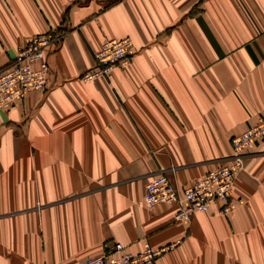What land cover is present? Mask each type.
I'll use <instances>...</instances> for the list:
<instances>
[{
	"label": "crops",
	"instance_id": "0c3cea01",
	"mask_svg": "<svg viewBox=\"0 0 264 264\" xmlns=\"http://www.w3.org/2000/svg\"><path fill=\"white\" fill-rule=\"evenodd\" d=\"M45 91L0 111V264H78L120 243H175L155 264H264V141L247 151L227 215L149 208L145 185L184 188L216 169L264 113V0H0V69L36 34ZM130 65L81 75L105 39Z\"/></svg>",
	"mask_w": 264,
	"mask_h": 264
},
{
	"label": "built area",
	"instance_id": "2783aa9c",
	"mask_svg": "<svg viewBox=\"0 0 264 264\" xmlns=\"http://www.w3.org/2000/svg\"><path fill=\"white\" fill-rule=\"evenodd\" d=\"M63 33L57 29L34 35L26 45L18 48L13 62L0 71V111L24 101L29 93L45 91L48 83V66L45 54L62 42ZM135 52L129 37L105 39L93 54L92 66L84 71L81 80L91 83L105 78L115 69H125ZM264 140V116L231 138V154L227 162L208 172L184 188L172 183L165 174L152 177L145 185L144 201L149 208L159 204H175L176 222H189L198 213L207 212L215 203L222 206L220 214L227 215L236 205L231 194L244 166L243 159L256 141ZM175 243L160 249L146 245L138 253L129 252L120 243L104 247L99 254L86 257L78 264H155Z\"/></svg>",
	"mask_w": 264,
	"mask_h": 264
},
{
	"label": "rangeland",
	"instance_id": "374dc122",
	"mask_svg": "<svg viewBox=\"0 0 264 264\" xmlns=\"http://www.w3.org/2000/svg\"><path fill=\"white\" fill-rule=\"evenodd\" d=\"M57 30H59L60 32H62L59 28L57 29ZM63 33V32H62ZM63 36H64V34H63ZM131 39V38H130ZM132 40V39H131ZM58 46V45H57ZM57 46H55L54 48H56ZM53 49V48H52ZM49 50H50V48H49ZM46 55V54H45ZM134 55V54H133ZM15 58V57H14ZM13 62V61H12ZM46 63V62H45ZM47 64V63H46ZM48 66V65H47ZM5 68H7V67H5ZM5 68H3V69H5ZM3 69H0V71L1 70H3ZM48 69H49V67H48ZM48 73H49V71H48ZM84 73V72H83ZM81 78V77H80ZM262 115L264 116V113H262V114H260L259 116H258V118H257V120L260 118V117H262ZM256 120V121H257ZM254 124V123H253ZM251 126V125H250ZM249 127V126H248ZM247 128V127H246ZM245 128V129H246ZM236 136V135H235ZM234 137V136H233ZM264 141V140H263ZM257 142V141H256ZM230 143H231V139H230ZM255 143V142H254ZM231 154V146H230V153H229V155ZM229 155L224 159V162L221 164V165H219L218 167H220V166H222L223 164H225L226 162H227V159H228V157H229ZM246 158V157H245ZM245 158L243 159V162H245ZM217 167V168H218ZM244 167V166H243ZM216 168V169H217ZM213 170H215V169H213ZM212 170V171H213ZM210 172V171H209ZM201 179V178H200ZM199 180V179H198Z\"/></svg>",
	"mask_w": 264,
	"mask_h": 264
},
{
	"label": "bare ground",
	"instance_id": "6f19581e",
	"mask_svg": "<svg viewBox=\"0 0 264 264\" xmlns=\"http://www.w3.org/2000/svg\"><path fill=\"white\" fill-rule=\"evenodd\" d=\"M102 44V43H101Z\"/></svg>",
	"mask_w": 264,
	"mask_h": 264
}]
</instances>
